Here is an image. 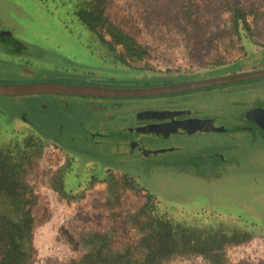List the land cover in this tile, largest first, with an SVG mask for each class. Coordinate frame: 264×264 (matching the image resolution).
Returning a JSON list of instances; mask_svg holds the SVG:
<instances>
[{"label": "rangeland", "instance_id": "374dc122", "mask_svg": "<svg viewBox=\"0 0 264 264\" xmlns=\"http://www.w3.org/2000/svg\"><path fill=\"white\" fill-rule=\"evenodd\" d=\"M61 2L0 0L1 21L14 24L12 30L0 31L17 33L31 45L30 54L16 55L22 61L20 65H25L24 69L14 72L10 65L0 62V81L64 78L72 82L143 86L205 79L264 65V18L252 21L254 38L245 43L247 50L241 49L238 35L232 34V21L223 19L229 15L228 11L223 12V20L201 21L198 25L187 23V26L182 21L176 29L178 32L173 25L161 26L156 22L155 28L140 35L149 47L148 54L126 63L115 56L97 33L68 19L69 5ZM0 57L4 61L10 59L3 50ZM238 87L242 90H237ZM182 94L200 106L204 111L201 114H218V126L231 127L238 119L247 123L243 114L249 108L264 105V77ZM155 96L130 99L149 105L157 100ZM58 97L59 94L49 93L0 95V106L7 108L4 115L16 108L21 110L10 124L1 122V128L9 133L13 129L28 132L32 130L30 127H40L53 135L51 140L47 138L41 158L29 175L39 196L35 207L36 256L32 264H57L81 253L87 247L83 235L92 230L112 229L119 234L132 230L129 214L145 201L148 189L173 213L197 222H201L202 214L212 219L227 215L247 218L246 222L234 218L232 224L248 229L252 237L228 246V255L236 263L264 264V227H258L257 233L249 228L252 220L264 221V130H209L187 137L192 143L190 148L157 152L144 158L140 154H123L128 146L116 141L117 128L111 127L106 130L110 135L104 141L94 142L89 137L88 143L82 142L105 158L101 159L80 150V146H85L81 143H68L80 138V134L87 135L84 130H104L95 124V119H99L98 110L79 113L85 120L92 115L89 121L92 124H80L75 116L61 115L55 110L51 100ZM134 115L133 110H120L101 119L102 122L121 120L122 126L129 125ZM61 132L66 136L65 142L54 137ZM187 138L180 141L186 142ZM172 159L177 161L172 165L154 161ZM125 171L132 173L131 179H124ZM117 192L118 201L113 198ZM170 264L206 262L202 256H189Z\"/></svg>", "mask_w": 264, "mask_h": 264}, {"label": "trees", "instance_id": "16d2710c", "mask_svg": "<svg viewBox=\"0 0 264 264\" xmlns=\"http://www.w3.org/2000/svg\"><path fill=\"white\" fill-rule=\"evenodd\" d=\"M60 1L69 5L68 19L78 21L97 33L115 56L126 63L148 54L149 47L140 35L155 28L156 22L161 26L173 25L171 27L178 32L176 29L183 22L187 26V23L198 25L201 21H232V34L238 35L241 49L247 50L245 43L254 38L252 21L264 18V0ZM225 11L229 15L222 19ZM185 42L189 44L187 40ZM169 95L155 97L159 99ZM65 98L67 96L59 94L57 99L64 103ZM68 98L75 100L79 97ZM149 98L151 96L146 99ZM6 109L0 106V125L1 122L10 124L21 112L16 108L4 115ZM30 128L32 130L28 132L13 129L8 133L7 129L0 127V264H32L36 256L35 207L39 196L29 175L41 158L45 142L53 135L40 127ZM54 137L66 141L63 132ZM82 142L88 143V140L74 138L68 143L85 145ZM87 145L80 146V150L89 156L105 159ZM123 174L125 180L133 176L129 171ZM118 192L113 196L117 201L120 198ZM199 218L201 222L178 216L148 189L145 201L129 214L132 230L120 234L112 229L92 230L83 235L82 240L87 246L84 251L57 264H170L175 259L189 256H202L206 264H240L230 258L227 248L252 237L253 233L248 229L232 224L234 218L243 222L248 219L228 215L212 219L203 214ZM258 227H264V221L252 220L250 230L257 233Z\"/></svg>", "mask_w": 264, "mask_h": 264}, {"label": "flooded vegetation", "instance_id": "af4514ba", "mask_svg": "<svg viewBox=\"0 0 264 264\" xmlns=\"http://www.w3.org/2000/svg\"><path fill=\"white\" fill-rule=\"evenodd\" d=\"M2 16L0 15V30H12L13 23L10 21H1ZM6 32V31H4ZM9 38L2 39L0 38V51L3 50L4 53L9 55L8 61H4L0 57V62H5L9 67L12 68L15 72L19 71L18 68H25V65H20L22 61H18L16 59V55L18 53L21 54H30L31 53V45L28 43L27 40L23 39V37L17 33L10 34L6 32ZM260 66L259 68H263ZM258 67H255V69ZM242 71V70H241ZM241 71L230 72L236 73ZM221 76V75H220ZM244 81V80H240ZM173 82V81H172ZM236 82V81H235ZM238 82V81H237ZM82 83H91V84H102V85H109V86H121L118 82H96V81H85ZM167 83H171L167 82ZM232 83V82H229ZM164 84V83H163ZM220 85V84H219ZM200 89V88H199ZM242 90V87H238L237 90ZM189 91V90H188ZM236 92V91H234ZM182 93V92H177ZM171 94V93H169ZM176 94V93H172ZM61 95V94H60ZM162 95V94H161ZM167 95V94H164ZM65 102H60L59 99L53 98L51 101L55 105V110L58 111L59 114L64 115L68 114L70 116H75L80 124H92L89 121H92V115L89 120H85L79 117V113L87 111H93L94 109L98 110L99 115H96L97 118L95 119V124H98L99 129H89L84 130L87 134H80V138L83 140H88L87 138H93L94 142H102L105 138H107L110 134L108 129L117 128L118 136L117 142L128 146L126 150H124L123 154H136L142 155L144 158L147 155H151L153 153H157V149H162L160 152L166 151H178L182 148H190L192 147V143H190L187 137L199 135L209 130H227L230 129H246V130H254L255 128H262L259 126L254 120L247 119L245 117L246 111L243 114L247 123H241L238 121H234L231 127L228 126H218L216 124L217 115L203 113L200 106L193 102L192 98L187 96L186 94L181 95H171L166 96L164 98H157V100H152L149 105L144 104V101L141 102H131L130 97H98V96H80V95H65ZM71 96H78L81 98H76L75 100L69 99L68 97ZM155 96V95H154ZM136 97V96H134ZM149 97V96H145ZM87 99L85 101H81L80 99ZM148 102L151 100H147ZM164 105V106H162ZM199 107V108H198ZM256 107H263L264 105H256L253 106V109ZM67 109V110H66ZM66 110V111H65ZM82 110V111H81ZM124 110L134 111V117L130 121L129 125H122L120 126L121 120H113L109 122H102L101 117L103 115H111L115 114L116 112ZM146 110H160V111H167L166 115L161 114V117H147L143 112ZM81 111V112H80ZM168 114V115H167ZM87 117V118H88ZM213 127H221V129H215ZM129 134V135H128ZM88 136V137H87ZM97 137V138H96ZM181 138H187L186 142H181ZM179 140V141H178ZM156 162H161L162 164H170L172 165L173 162L176 163L173 159L172 160H154ZM155 163V162H153Z\"/></svg>", "mask_w": 264, "mask_h": 264}, {"label": "water", "instance_id": "95a60500", "mask_svg": "<svg viewBox=\"0 0 264 264\" xmlns=\"http://www.w3.org/2000/svg\"><path fill=\"white\" fill-rule=\"evenodd\" d=\"M0 38H9L6 32L0 31ZM264 77V67L249 71H241L205 79L171 82L156 85L143 86H109L102 84H91L72 82L64 80H29V81H0V95L21 96L36 94H61L98 97H134L154 96L161 94L177 93L203 87H209L229 82ZM147 117H161L167 111L146 110L143 112ZM168 115V114H167ZM246 117L254 120L264 128V108L256 107L246 111ZM221 129V127H213ZM154 151H162L157 149Z\"/></svg>", "mask_w": 264, "mask_h": 264}]
</instances>
